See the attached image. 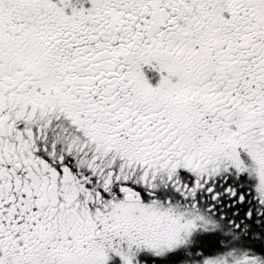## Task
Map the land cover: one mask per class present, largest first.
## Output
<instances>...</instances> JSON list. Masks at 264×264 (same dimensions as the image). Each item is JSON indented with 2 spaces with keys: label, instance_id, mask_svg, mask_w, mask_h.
I'll return each mask as SVG.
<instances>
[{
  "label": "snow or ice",
  "instance_id": "snow-or-ice-1",
  "mask_svg": "<svg viewBox=\"0 0 264 264\" xmlns=\"http://www.w3.org/2000/svg\"><path fill=\"white\" fill-rule=\"evenodd\" d=\"M0 264H264V0H0Z\"/></svg>",
  "mask_w": 264,
  "mask_h": 264
}]
</instances>
